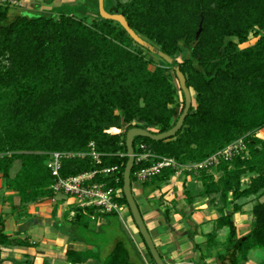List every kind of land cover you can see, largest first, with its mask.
<instances>
[{
	"label": "trees",
	"instance_id": "1",
	"mask_svg": "<svg viewBox=\"0 0 264 264\" xmlns=\"http://www.w3.org/2000/svg\"><path fill=\"white\" fill-rule=\"evenodd\" d=\"M118 1V11L130 27L176 60L197 103L176 137L160 142L137 138L135 150L144 143L158 156L187 165L203 162L240 139L246 143L248 156L220 165L218 181L207 171L200 173L202 197L222 199L217 230H229L226 251L218 261L244 264L253 249L264 251V139L257 136L264 130V0ZM66 7L84 18L68 16L62 7L53 14L10 19L12 9L0 8V176L7 189L20 194L16 208H25L54 196L50 187L55 178L48 167L52 153H87L94 142L102 165L96 166L90 157L67 159L62 177L118 167L117 172L96 175L91 183L121 190L117 202L129 208L123 193L127 132L134 127L169 131L184 111L185 97L174 67L163 60L157 64L120 24L100 18L97 3L96 8L92 0ZM89 16L97 18L96 23L87 24ZM253 33L256 44L241 49ZM111 128L126 130L112 135ZM16 163L20 168L13 175ZM148 166H134L132 183L135 173ZM174 174L166 169L145 187L155 192ZM246 176L252 177L245 186ZM252 197V229L238 240V202ZM76 211L71 238L88 245L98 247L101 235L90 228L87 215L120 222L116 213ZM123 231L105 259L92 251H68L67 261L136 264L131 260L133 241ZM4 232L0 221V246L15 245ZM216 238L208 236L209 246L218 242ZM148 255L152 259L149 250Z\"/></svg>",
	"mask_w": 264,
	"mask_h": 264
},
{
	"label": "crops",
	"instance_id": "2",
	"mask_svg": "<svg viewBox=\"0 0 264 264\" xmlns=\"http://www.w3.org/2000/svg\"><path fill=\"white\" fill-rule=\"evenodd\" d=\"M18 1L19 6L24 9H18L19 11H15V14L36 11L37 8L41 9L44 6L43 0ZM62 2L72 3L73 1L63 0ZM262 132L264 130L257 136L259 137ZM207 172L214 175L215 181H218L221 176L218 168ZM16 173L17 170L13 172V175ZM244 180L250 181L244 177L243 185ZM145 183H139L135 177L132 183L133 193L165 262L168 264H223L218 261V255L226 251L224 244L228 241L229 230L227 228L217 230L216 222L221 216L219 209L222 208V199L219 196L202 197L205 187L200 174L180 171L155 192L151 191V187H145ZM249 200L251 199H243L238 204L242 206ZM20 203V194L7 189L0 176V221L4 223V233L16 243L10 247L0 246V264L26 262L71 264L66 258L68 251H92L95 254L99 253V257L105 259L114 245L123 238V230L133 241L131 260L135 263V258L139 255L143 257L145 264H148V258L139 241V230L130 214L129 217L118 215L121 224L118 221L110 222L104 216L87 215L90 219V228H95L100 233L99 236L101 235L100 245L97 247L71 238V229L78 209L76 200L57 195L29 204L25 208H16ZM242 210L243 207L234 215L238 240L244 239L251 232L254 222V217L246 219L249 215L242 214ZM212 234L217 235L218 242L209 246L208 236ZM20 242L25 243V246L18 245ZM257 250L259 249H253L249 253L248 260L244 264L251 263L252 256L258 255ZM256 259L258 261L262 259L264 262V257ZM84 264H99V260L90 259Z\"/></svg>",
	"mask_w": 264,
	"mask_h": 264
},
{
	"label": "built area",
	"instance_id": "3",
	"mask_svg": "<svg viewBox=\"0 0 264 264\" xmlns=\"http://www.w3.org/2000/svg\"><path fill=\"white\" fill-rule=\"evenodd\" d=\"M19 5L18 0H0L1 7H14ZM119 132V131H118ZM111 134V132H109ZM123 156V155H122ZM248 156V149L244 139H240L225 149L217 152L203 162L193 164H181L176 159L158 156L146 144H138L135 150V166L140 163H150V166L138 170L135 177L139 183H145L154 177L162 174L166 169L174 170L175 173L187 171L193 174H200L202 171H211L226 162H231L235 158L245 159ZM90 157L96 166L102 165V155L97 151L94 142L90 143L87 153H63L55 152L51 154L48 167L51 169L55 182L50 189L54 196L63 195L68 199L76 200L78 208L84 211L94 208L97 213L112 214L116 213L120 217L124 215L126 206L117 202L121 198V190L108 188L104 183H91L98 174H111L118 171V167L106 168L102 171H94L69 178L61 175L63 162L67 159ZM122 193V192H121Z\"/></svg>",
	"mask_w": 264,
	"mask_h": 264
},
{
	"label": "water",
	"instance_id": "4",
	"mask_svg": "<svg viewBox=\"0 0 264 264\" xmlns=\"http://www.w3.org/2000/svg\"><path fill=\"white\" fill-rule=\"evenodd\" d=\"M99 2V14L100 17L104 20L114 21L121 25V27L127 31L129 36L141 47L148 50L151 54H154L160 57L163 61L170 64L174 67V71L176 73L177 79L179 81L180 89L182 90L185 97V108L178 119L176 125L167 132L164 133H152L150 130H146L139 127L131 128L126 135V147L128 151V162L124 171V186L123 193L127 200L129 211L131 216L138 227L140 235L142 236L151 256L155 264H168L162 258L159 253L156 244L152 238V235L144 221L143 215L139 208V205L135 199L133 189H132V171L135 166V140L137 138H148L155 142L165 141L171 138L176 137V135L182 130L185 120L190 113V110L193 106V94L191 89L187 85V78L182 73L179 66H176V60L166 53L162 52L159 48L153 46L148 41L144 40L140 37L129 25L126 17L119 13L118 11L115 13H109L106 11L104 6V0H98ZM203 31V23L201 22L199 31L197 33V40L200 38L201 33Z\"/></svg>",
	"mask_w": 264,
	"mask_h": 264
},
{
	"label": "rangeland",
	"instance_id": "5",
	"mask_svg": "<svg viewBox=\"0 0 264 264\" xmlns=\"http://www.w3.org/2000/svg\"><path fill=\"white\" fill-rule=\"evenodd\" d=\"M21 1H23V0H21ZM45 1H48V2H52L53 0H45ZM68 1V0H67ZM69 1H73V2H75V0H69ZM77 1H80V0H77ZM83 0H81L80 2H82ZM93 1V3H95V8H96V0H92ZM129 1H131V0H122V2L123 3H126V2H129ZM112 2H114V1H112ZM22 3V2H21ZM44 4V6L41 8V9H39V8H37V10L36 11H32V12H30V11H24L22 14H21V16H26V17H29V18H34V17H37V16H39V15H41V14H44V15H48V14H53V13H55L56 12V10L61 6V4H62V0H58L57 2H55L54 4H53V6H49V3L47 4V3H43ZM60 5V6H59ZM111 4H110V1L109 0H106L105 1V7H109ZM6 7L4 6V7H1V9H5ZM7 8H9V9H12V11H11V13H10V19H14V16L15 15H18V14H15V11H19L18 9H24L23 7L21 8V6H19V5H16V6H14V7H7ZM62 8V7H61ZM14 10V11H13ZM62 11L63 12H66V13H68V16H74V17H76V18H78V19H83L84 17H82V16H76V15H74V14H72L71 13V10H70V8H63L62 9ZM57 16V19L59 20L60 18H61V15L60 14H58V15H56ZM101 18V17H100ZM96 20H98L97 18H94V16H89V18L88 19H85V21H86V23L87 24H89V25H92L93 23H96ZM258 41V37H256L255 36V34L253 33L251 36H250V38H249V41H248V43H246L245 45H241L240 46V48L241 49H244V48H247V47H250V46H253V45H255L256 44V42ZM149 55H151L152 57H154L155 58V60H156V63L157 64H159L160 63V60H162L160 57H158V56H156V55H153V54H149ZM5 64H6V62H5ZM152 69H154V67H152ZM173 73V72H172ZM174 75H175V72L173 73ZM176 83H177V85H178V87L180 88V85H179V81H178V79L176 78ZM193 99H194V101H193V106L196 108L197 107V103H196V100H195V93L193 92ZM180 101L179 102H182V97H180V99H179ZM180 108H182V103H180ZM126 130V128H123V129H116V128H111L109 131H108V133L109 132H111V134L112 135H122L123 133H124V131ZM119 131V132H118ZM116 133H118V134H116ZM259 137L261 138V139H264V132H262L260 135H259ZM19 168H20V163H16V165H15V169H14V171H18L19 170ZM252 176H246V178H248V179H250ZM219 178V175L217 176V179ZM243 182V181H242ZM250 181L248 180V182L246 181V180H244V185L246 186L248 183H249ZM122 192V191H121ZM120 192V195H122V193ZM251 200H249V201H246L245 203H243L242 204V207H243V210H242V214L244 213V214H248L249 216H248V218H246V219H251V217H253V214H252V211H253V206H254V204H255V202H256V198H250ZM242 201V200H241ZM261 201H264V198L263 199H261ZM241 203V202H240ZM129 209V208H128ZM245 209V210H244ZM129 212L127 211V209L125 208V210H124V215H128V217H129ZM139 232V231H138ZM227 233H229V231L227 232ZM139 235H140V232H139ZM139 237V241H140V243H141V245H142V248H143V250L145 251V253H146V256H147V258H148V260H147V263L148 264H155L153 261H152V259L147 255L148 254V252H147V248H146V246L143 244V241H142V238H141V235L140 236H138ZM105 240H106V238H104ZM258 252V255H254V256H252L253 258L250 260V264H263V262H262V259H261V257H264V251H262V250H257ZM260 254V255H259ZM256 258H259V259H261V260H259L258 261V259H256ZM135 263L136 264H145V262H144V260H143V257L142 256H139V255H137L136 256V258H135Z\"/></svg>",
	"mask_w": 264,
	"mask_h": 264
},
{
	"label": "flooded vegetation",
	"instance_id": "6",
	"mask_svg": "<svg viewBox=\"0 0 264 264\" xmlns=\"http://www.w3.org/2000/svg\"><path fill=\"white\" fill-rule=\"evenodd\" d=\"M56 1L58 0H53L51 3L48 2V1H45L43 0L44 3H49L50 5L54 4ZM63 1V0H62ZM81 1V0H80ZM80 1H77L75 0V2H72V3H63L61 4L60 8L63 7V8H66V6H72V5H78L80 3H86V0H83L82 2ZM98 1V0H97ZM105 1L104 0V6H105ZM110 1V6L109 7H105L106 11L109 12V13H115L118 11V7H119V1L118 0H109ZM114 1V2H112ZM97 6H98V9H99V2H97ZM119 12V11H118ZM120 13V12H119ZM100 15V14H99Z\"/></svg>",
	"mask_w": 264,
	"mask_h": 264
}]
</instances>
